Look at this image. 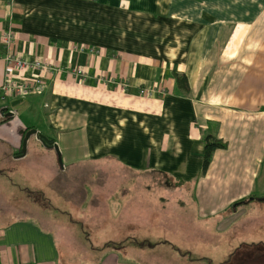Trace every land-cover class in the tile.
I'll list each match as a JSON object with an SVG mask.
<instances>
[{"label":"crops","instance_id":"0c3cea01","mask_svg":"<svg viewBox=\"0 0 264 264\" xmlns=\"http://www.w3.org/2000/svg\"><path fill=\"white\" fill-rule=\"evenodd\" d=\"M7 31L14 55L52 70L12 73L44 88L0 101V157L22 158L23 136L35 131L50 146L35 135L33 146L58 148L68 166L118 165L88 180L128 192L148 176L190 203L148 213L147 231L117 238L110 229H146L114 192L106 201L118 200L122 226L102 220L116 237L105 247L80 248L81 235H52L29 219L4 221L0 264H264V219L258 231L245 221L253 206L264 216V0H0V41ZM4 54L0 42V84ZM206 135L225 148L202 172ZM116 180L124 182H107Z\"/></svg>","mask_w":264,"mask_h":264},{"label":"rangeland","instance_id":"374dc122","mask_svg":"<svg viewBox=\"0 0 264 264\" xmlns=\"http://www.w3.org/2000/svg\"><path fill=\"white\" fill-rule=\"evenodd\" d=\"M4 104L9 107L8 102ZM64 135H71L75 137V140L77 139L74 133L65 132ZM33 141L37 140L32 135L26 144L25 155L22 158L5 161L3 157H0V223L29 219L52 235L56 228L61 231V236H67L70 233L81 235L84 238L80 237L81 242L77 244L80 248L92 245L98 247L100 243H103L105 247L107 240L113 241L116 237L110 238L109 231L106 232L107 230L102 228V220L115 219L113 224L109 223V226H122L117 222V219L121 218L120 214L113 213L118 208V200L106 201L111 200L114 192H120L116 195L125 206L134 208L131 216L137 222L139 221L135 224L146 229L131 230L122 227L110 229L111 232H115V235H119L121 230H123L122 233L127 231L143 233L148 230V213L159 211L161 207L166 210L176 207L177 200L190 203L189 196L184 192L165 190L163 180H155L148 176L132 180L134 187L128 192L120 191L119 189L123 187L117 185L124 181H107L117 185L108 186L103 185L106 183L104 180H88L86 175L90 173H117L120 171L118 165L113 161L89 163L78 160L73 166H68L63 162L65 156H61L58 148L44 150L37 146L39 144L33 146ZM57 154L60 155V165L56 160ZM53 158L55 164H53ZM74 158H79L76 152ZM135 184L139 185L135 186ZM144 185L148 186L147 191L143 189ZM252 211L250 218L245 221L252 224L253 230L258 231L257 227L260 226V220L264 219V216L260 214V206H253ZM89 232L95 235L98 233V235L87 238L84 243L85 235L89 236ZM123 247L126 246L123 245Z\"/></svg>","mask_w":264,"mask_h":264},{"label":"built area","instance_id":"2783aa9c","mask_svg":"<svg viewBox=\"0 0 264 264\" xmlns=\"http://www.w3.org/2000/svg\"><path fill=\"white\" fill-rule=\"evenodd\" d=\"M0 42L5 49L3 61L6 65L4 80L0 84V101L18 99L26 96L27 94L40 93L44 88L43 79L36 78L28 83H16L12 78V73L32 70L48 75L51 73V67L38 61L28 63L22 60L19 56L14 55L12 52L13 39L10 31L2 34Z\"/></svg>","mask_w":264,"mask_h":264},{"label":"trees","instance_id":"16d2710c","mask_svg":"<svg viewBox=\"0 0 264 264\" xmlns=\"http://www.w3.org/2000/svg\"><path fill=\"white\" fill-rule=\"evenodd\" d=\"M174 77H175V82L178 85V87L182 88L184 91H187L188 88H187V83H186L185 78L182 75H176V74L174 75ZM202 147H203V153H202V172H203L210 162L212 153L215 150L224 149L225 143L219 139H216L213 136L206 135L202 139ZM246 200L237 202L236 204L241 203V202L245 203Z\"/></svg>","mask_w":264,"mask_h":264},{"label":"water","instance_id":"95a60500","mask_svg":"<svg viewBox=\"0 0 264 264\" xmlns=\"http://www.w3.org/2000/svg\"><path fill=\"white\" fill-rule=\"evenodd\" d=\"M15 103H12V105H14ZM30 135H35L36 138L38 139V141H40V143L42 145H44L45 147H49L50 146L49 141L45 137H43L40 134H36L35 131H29V132H27V133L24 134L23 139H22V142H21V148H20V154H21V156L24 154L25 143H26V140L28 139V137ZM57 162H58V164H60V159H59L58 154H57Z\"/></svg>","mask_w":264,"mask_h":264}]
</instances>
